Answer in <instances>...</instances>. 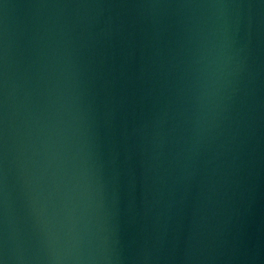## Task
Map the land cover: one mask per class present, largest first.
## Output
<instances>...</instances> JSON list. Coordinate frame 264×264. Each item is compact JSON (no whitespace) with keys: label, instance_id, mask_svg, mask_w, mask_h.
<instances>
[{"label":"water","instance_id":"95a60500","mask_svg":"<svg viewBox=\"0 0 264 264\" xmlns=\"http://www.w3.org/2000/svg\"><path fill=\"white\" fill-rule=\"evenodd\" d=\"M0 264H264V0H0Z\"/></svg>","mask_w":264,"mask_h":264}]
</instances>
